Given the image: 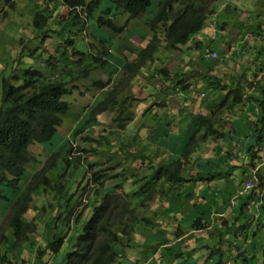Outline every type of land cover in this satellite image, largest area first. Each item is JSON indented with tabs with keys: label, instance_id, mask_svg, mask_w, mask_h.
Masks as SVG:
<instances>
[{
	"label": "clouds",
	"instance_id": "obj_1",
	"mask_svg": "<svg viewBox=\"0 0 264 264\" xmlns=\"http://www.w3.org/2000/svg\"><path fill=\"white\" fill-rule=\"evenodd\" d=\"M90 3L0 0V264H264V0Z\"/></svg>",
	"mask_w": 264,
	"mask_h": 264
},
{
	"label": "trees",
	"instance_id": "obj_2",
	"mask_svg": "<svg viewBox=\"0 0 264 264\" xmlns=\"http://www.w3.org/2000/svg\"><path fill=\"white\" fill-rule=\"evenodd\" d=\"M66 1L69 3V0ZM71 3L73 5L83 4V0H71ZM116 4L119 8H123L125 11L132 12L133 15H135L137 12L144 11L148 4V0H116ZM99 5V0H92V3L86 6L88 14L91 15L92 11ZM106 13H108V11H106ZM75 18L76 17H74V19ZM4 102L5 104L9 102L7 97ZM11 103L14 106L0 108V169L8 168L9 170L13 169L19 163L20 153L21 150L24 149V146H29L33 143L31 137L34 134L33 130L29 128L19 136L14 135L12 129L15 127L17 121L22 116L29 113L26 111L25 107L17 104L15 99H13ZM31 103L32 102H30V104ZM4 198V195H0V199ZM9 250H16L15 242L9 244ZM74 255L72 251L66 253L68 264H73ZM4 259H6V257ZM20 263H24L23 259H21ZM8 264H12V261H8Z\"/></svg>",
	"mask_w": 264,
	"mask_h": 264
},
{
	"label": "rangeland",
	"instance_id": "obj_3",
	"mask_svg": "<svg viewBox=\"0 0 264 264\" xmlns=\"http://www.w3.org/2000/svg\"><path fill=\"white\" fill-rule=\"evenodd\" d=\"M102 2L106 4V7L103 9V11H105V10H109L110 12H112L113 9H120V8L117 6V4L115 3V0H100V4H101ZM232 11L235 12L236 9L233 8ZM88 15H89V14H88ZM89 16H91V15H89ZM207 31H208L209 34H211L212 29L210 28V29H208ZM71 239H72V238H70L68 241H65V242H64V243H65V249H64V251L61 253V264H62L63 257L66 255V253L71 251V250L67 247V245H68L69 243H71ZM165 242H166V241H165ZM237 251H239V249H237ZM240 255L243 256V253H241ZM237 259H239V257H237ZM20 264H24V263H20ZM217 264H220L219 260H217ZM241 264H250V262L247 261V260L245 259V260H242V261H241Z\"/></svg>",
	"mask_w": 264,
	"mask_h": 264
},
{
	"label": "crops",
	"instance_id": "obj_4",
	"mask_svg": "<svg viewBox=\"0 0 264 264\" xmlns=\"http://www.w3.org/2000/svg\"><path fill=\"white\" fill-rule=\"evenodd\" d=\"M166 243V242H165Z\"/></svg>",
	"mask_w": 264,
	"mask_h": 264
}]
</instances>
